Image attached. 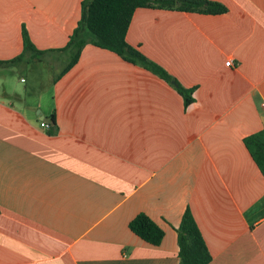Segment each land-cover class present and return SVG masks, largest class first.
<instances>
[{
	"label": "crops",
	"instance_id": "obj_1",
	"mask_svg": "<svg viewBox=\"0 0 264 264\" xmlns=\"http://www.w3.org/2000/svg\"><path fill=\"white\" fill-rule=\"evenodd\" d=\"M83 1L0 0V75L27 83L31 65L60 66L46 91L0 92V264H180L188 208L208 264H264V175L244 143L264 130V0L134 11L127 42L194 89L188 107L173 83L92 43L61 74ZM24 28L43 53L25 50ZM139 213L160 244L130 229Z\"/></svg>",
	"mask_w": 264,
	"mask_h": 264
},
{
	"label": "trees",
	"instance_id": "obj_2",
	"mask_svg": "<svg viewBox=\"0 0 264 264\" xmlns=\"http://www.w3.org/2000/svg\"><path fill=\"white\" fill-rule=\"evenodd\" d=\"M138 7L205 14H221L228 10L226 5L214 0H84L78 25L66 46L61 48V50H69V61L61 74L73 67L78 62L84 46L92 43L100 48L111 50L125 60L141 65L165 81L173 83L183 97L185 107L190 106L194 102V89L182 86L164 67L127 42V31L133 13ZM22 36L26 51L44 52L33 44L26 28L23 29ZM19 58L9 61H16ZM4 62L8 61L0 60V64ZM244 143L264 175V130L246 136ZM129 226L135 234L153 245L160 244L165 235L164 230L145 213L137 214L130 221ZM177 232L180 264H208L211 261V253L189 208L186 209Z\"/></svg>",
	"mask_w": 264,
	"mask_h": 264
},
{
	"label": "rangeland",
	"instance_id": "obj_3",
	"mask_svg": "<svg viewBox=\"0 0 264 264\" xmlns=\"http://www.w3.org/2000/svg\"><path fill=\"white\" fill-rule=\"evenodd\" d=\"M56 68L44 64L31 65L24 74L28 84L20 81L18 71L9 72L5 77L0 75V92L3 91L4 87L9 88L15 84L18 89H24L26 85L29 86L30 84H39L43 91H46L50 88L53 79L60 71V66H56Z\"/></svg>",
	"mask_w": 264,
	"mask_h": 264
},
{
	"label": "built area",
	"instance_id": "obj_4",
	"mask_svg": "<svg viewBox=\"0 0 264 264\" xmlns=\"http://www.w3.org/2000/svg\"><path fill=\"white\" fill-rule=\"evenodd\" d=\"M226 65H227V66H231V67L236 66V64L233 62L232 59H228V60L226 61ZM41 125H42L43 127H49V126H50V123H49L48 121H42V122H41Z\"/></svg>",
	"mask_w": 264,
	"mask_h": 264
},
{
	"label": "water",
	"instance_id": "obj_5",
	"mask_svg": "<svg viewBox=\"0 0 264 264\" xmlns=\"http://www.w3.org/2000/svg\"><path fill=\"white\" fill-rule=\"evenodd\" d=\"M46 121H50V122H52V120H50L49 118H46Z\"/></svg>",
	"mask_w": 264,
	"mask_h": 264
}]
</instances>
